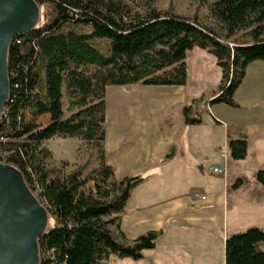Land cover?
Instances as JSON below:
<instances>
[{
	"label": "trees",
	"instance_id": "trees-1",
	"mask_svg": "<svg viewBox=\"0 0 264 264\" xmlns=\"http://www.w3.org/2000/svg\"><path fill=\"white\" fill-rule=\"evenodd\" d=\"M38 25L14 39L8 50L9 100L0 121V160L18 169L49 214L39 240L40 264H108L109 258L138 261L158 234L130 243L109 226L123 212L142 177L115 180L106 163L105 92L108 86H184L187 52L206 50L221 70L217 94L205 105L235 108L233 95L253 61H264V0H218L209 16L226 38L250 30L251 43L229 45L198 22L149 5L141 12L120 0H36ZM205 4V0H197ZM65 95L67 107L63 110ZM195 101L182 110L187 126L201 123ZM68 113V116L65 115ZM40 118L47 119L39 123ZM72 138L97 150L98 168L86 179L48 166L41 144ZM243 160L244 140L228 143ZM264 186V174L258 175ZM225 264H264V229L251 228L225 240Z\"/></svg>",
	"mask_w": 264,
	"mask_h": 264
},
{
	"label": "crops",
	"instance_id": "crops-1",
	"mask_svg": "<svg viewBox=\"0 0 264 264\" xmlns=\"http://www.w3.org/2000/svg\"><path fill=\"white\" fill-rule=\"evenodd\" d=\"M216 1L203 5L208 9ZM191 51L209 58L206 50ZM220 80L221 70L208 91L189 88L187 82L120 86L113 104L106 100V88V163L115 180L143 178L119 215L121 243L158 234L154 249L143 251L141 260L118 259L120 264H225L229 236L264 229V186L258 180L264 174V61L246 67L233 95L235 108L205 105L217 94ZM195 101L201 103L193 106L201 123L187 126L182 110ZM62 103L65 111V95ZM231 140L246 142L243 160L231 158ZM216 166H223L224 173L209 172Z\"/></svg>",
	"mask_w": 264,
	"mask_h": 264
},
{
	"label": "water",
	"instance_id": "water-1",
	"mask_svg": "<svg viewBox=\"0 0 264 264\" xmlns=\"http://www.w3.org/2000/svg\"><path fill=\"white\" fill-rule=\"evenodd\" d=\"M40 21L36 0H0V121L9 100L8 50ZM49 214L22 173L0 160V264H40Z\"/></svg>",
	"mask_w": 264,
	"mask_h": 264
},
{
	"label": "rangeland",
	"instance_id": "rangeland-1",
	"mask_svg": "<svg viewBox=\"0 0 264 264\" xmlns=\"http://www.w3.org/2000/svg\"><path fill=\"white\" fill-rule=\"evenodd\" d=\"M130 5L133 10L137 12L144 11L146 6L149 5L156 9H165V11H171L179 16L193 19L196 18L202 25L213 29L220 40L228 43L229 45H238L251 43L249 35L250 30L241 31L236 33L230 38L225 37V33L220 24L215 22L210 16L207 7L197 0H120ZM198 51V50H197ZM203 54L190 51L185 58L187 66V78L186 82L188 87H209L214 86L218 81L220 69L216 67L209 58H198L203 57ZM120 86H108L109 91L107 92L106 100L109 104H113V95L116 88ZM129 87V86H127ZM207 89V88H206ZM208 91V89H207ZM106 93V92H105ZM201 106V103H197ZM203 106V105H202ZM47 119L40 118L39 123H45ZM106 123V121H105ZM106 127V126H105ZM62 138H52L44 141L41 147L48 150L51 154L50 160L47 162L49 167L59 169L62 173L68 174L71 172H79L81 179H86V187L91 188L93 182L88 177L98 168L97 150L89 146L88 144L81 142L77 139L65 138L66 141L61 142ZM70 139V140H69ZM63 146V150L61 147ZM115 179V178H114ZM118 181V180H117ZM35 196L39 199V193L36 191ZM111 233L115 240L121 241L119 232L116 228V223L109 226ZM123 261V259H121ZM108 264H120L118 258L111 256Z\"/></svg>",
	"mask_w": 264,
	"mask_h": 264
},
{
	"label": "built area",
	"instance_id": "built-area-1",
	"mask_svg": "<svg viewBox=\"0 0 264 264\" xmlns=\"http://www.w3.org/2000/svg\"><path fill=\"white\" fill-rule=\"evenodd\" d=\"M220 156L222 159H225L226 153L222 152ZM209 172L215 173V174H223L224 173V167L223 166L210 167ZM201 199H203V197H201Z\"/></svg>",
	"mask_w": 264,
	"mask_h": 264
}]
</instances>
